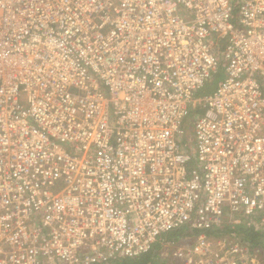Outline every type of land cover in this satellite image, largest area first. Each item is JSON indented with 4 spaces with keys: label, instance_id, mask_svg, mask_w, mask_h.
I'll return each instance as SVG.
<instances>
[{
    "label": "built area",
    "instance_id": "built-area-1",
    "mask_svg": "<svg viewBox=\"0 0 264 264\" xmlns=\"http://www.w3.org/2000/svg\"><path fill=\"white\" fill-rule=\"evenodd\" d=\"M246 232L264 0H0V264H262Z\"/></svg>",
    "mask_w": 264,
    "mask_h": 264
},
{
    "label": "rangeland",
    "instance_id": "rangeland-1",
    "mask_svg": "<svg viewBox=\"0 0 264 264\" xmlns=\"http://www.w3.org/2000/svg\"><path fill=\"white\" fill-rule=\"evenodd\" d=\"M222 77L223 76L221 75V76L218 77V79L217 78L211 79L209 81V83H207L204 86V88L201 89L198 92L197 96L198 97H203L206 94H208L214 88L215 83L219 79H221ZM198 113H200V111H197V110L191 111L190 112V116L187 119L190 120V121H192V118L194 117V115L195 114H198ZM188 233L190 234V232L188 231V229L185 228V229H182L180 231H177L176 233H172V234L168 235L169 236L168 239H172V240H170L171 242L177 243L179 241L186 240L189 237V234ZM257 251H258V259H260L261 260V263L264 264V248L258 249ZM157 264H168V261H167V259L162 260V259L159 258V260L157 261Z\"/></svg>",
    "mask_w": 264,
    "mask_h": 264
},
{
    "label": "trees",
    "instance_id": "trees-1",
    "mask_svg": "<svg viewBox=\"0 0 264 264\" xmlns=\"http://www.w3.org/2000/svg\"><path fill=\"white\" fill-rule=\"evenodd\" d=\"M228 229V228H227ZM176 233V232H174ZM214 235H220L219 232H212ZM191 234V233H190ZM246 239L252 244L253 247H260L264 248V240H261L257 235H253L251 233H244ZM169 237V236H168ZM172 240V239H170ZM159 258L157 257L156 253L150 252L148 254L142 255L133 260H124V261H117L111 264H157Z\"/></svg>",
    "mask_w": 264,
    "mask_h": 264
}]
</instances>
